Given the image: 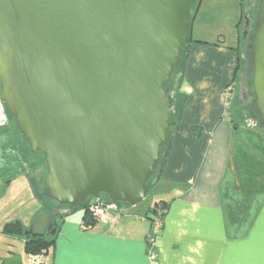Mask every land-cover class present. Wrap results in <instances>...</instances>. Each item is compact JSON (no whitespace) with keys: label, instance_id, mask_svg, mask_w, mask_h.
<instances>
[{"label":"water","instance_id":"water-1","mask_svg":"<svg viewBox=\"0 0 264 264\" xmlns=\"http://www.w3.org/2000/svg\"><path fill=\"white\" fill-rule=\"evenodd\" d=\"M197 0H0V87L58 206L102 195L136 206L150 191L176 108L168 95ZM245 23L250 24L249 13ZM251 50L253 112L264 126V0ZM38 214L16 236H54Z\"/></svg>","mask_w":264,"mask_h":264},{"label":"crops","instance_id":"crops-1","mask_svg":"<svg viewBox=\"0 0 264 264\" xmlns=\"http://www.w3.org/2000/svg\"><path fill=\"white\" fill-rule=\"evenodd\" d=\"M242 57L240 41L238 46L191 43L181 89L188 94L186 108L172 129L148 206L140 211L122 206L112 214L114 220L92 228L83 227L84 208L58 207L53 215L56 241L40 256L42 262L264 264V128L255 121L244 124L253 136L240 135L238 142L239 124L221 102L224 90L235 92ZM157 201L170 206L164 228L150 246L153 224L146 215ZM19 238L24 245L25 238ZM18 257V264H24Z\"/></svg>","mask_w":264,"mask_h":264},{"label":"rangeland","instance_id":"rangeland-1","mask_svg":"<svg viewBox=\"0 0 264 264\" xmlns=\"http://www.w3.org/2000/svg\"><path fill=\"white\" fill-rule=\"evenodd\" d=\"M250 1L200 0L189 33L193 42L195 40L209 43L221 41L223 45L238 46L240 41L243 57L238 72V84L230 108L234 119L239 124L236 134L238 142L240 135H245V138L251 136L250 139L253 136L247 132L248 128L244 126V124H248V117L253 115L252 106L248 104L245 106L246 109H242L244 99L241 95L240 85L246 70H250L251 79L253 76L251 50L241 43L244 12L246 13L250 9ZM249 17L255 20L254 13H250ZM1 101L0 89V104L3 105L4 110V118H0V264H18L20 260L18 255H21L24 264H27V261L32 264L29 257L36 258L38 254L36 256L26 254L24 262L25 251L22 240L19 236L6 234L5 227L16 222H20L24 226H31L38 214L55 211L57 205L49 198V192L45 186L48 170L44 156L32 151L29 143L18 131L14 116L8 112ZM238 114L243 115L246 123L241 120ZM253 123L249 121L248 125H254ZM257 127L259 128V126ZM255 132L259 133L260 131L256 129ZM151 196L152 191L135 208L138 211L146 208ZM122 206L124 209L129 208L130 205ZM56 220H60V218L56 217ZM10 251L15 252L16 255L10 257L13 256ZM47 260L50 261V259ZM47 260L43 264H48Z\"/></svg>","mask_w":264,"mask_h":264},{"label":"trees","instance_id":"trees-1","mask_svg":"<svg viewBox=\"0 0 264 264\" xmlns=\"http://www.w3.org/2000/svg\"><path fill=\"white\" fill-rule=\"evenodd\" d=\"M199 1L200 0H197L195 5L192 8L191 16L189 18V21L191 22V27H192V20H193V17H194V13H195L197 7H199ZM245 14L246 13L244 12V16H245ZM189 35H188V39H187V43H186V51H185V54H184L183 61L181 62L180 66L176 69V71L174 73V76H173V79H172V82L169 85L168 95L172 98L173 106L176 108L175 119H174L173 123L170 125V135H169V138H168L167 146L162 149V153H161V156H160L158 167L156 169L155 176L150 180L149 187L154 185V183L158 180V178L160 176V172L162 170L163 165L165 164L166 157H167V154H168L169 142H170V138H171L172 129L175 126V124L182 119V117L184 115L185 108H186V103H187V100H188V94H186L183 91H181V89H182V86L184 85V82H185V70H186V65H187V61H188V58H189L190 45L193 42ZM194 42H199V43H203V44H210L209 42H203V41H199V40L198 41L195 40ZM221 44H222L221 41H218V42L214 43V45H221ZM240 67H241V58L239 60L238 68L236 70V75H238ZM252 111H253V109H252ZM229 112H230V110L228 111V113ZM251 118H252V116L248 117V119H247L248 124H249V121H251ZM254 121L257 122L256 125H258L259 124L258 122H260V118L258 116H256ZM249 126H251V125H249ZM261 128L259 126V129H261ZM38 154H40V153H38ZM40 155H42V154H40ZM100 200L104 201V202H110L111 201L109 199V197L106 196V195H102L100 197ZM92 201H94L93 198L89 199L85 204H83L81 207H79V208H84L85 209V214L86 215H85V218H84V224L88 228H92L94 225H96L95 218L89 212V206H90ZM56 205H57L56 211L58 210V207L71 209L69 206H58L57 203H56ZM120 206H122V205L120 204ZM169 206H170V204L167 203V202L157 201L155 203V205L148 211L146 216L150 220H152V224L157 219V217L161 218L162 220H165V216L167 214ZM79 208H72V210H76V209H79ZM23 237L25 238V243H24L25 252L27 254L37 255V254H43V253L47 252L55 244L57 233L54 236H34V235H29V236H23Z\"/></svg>","mask_w":264,"mask_h":264},{"label":"built area","instance_id":"built-area-1","mask_svg":"<svg viewBox=\"0 0 264 264\" xmlns=\"http://www.w3.org/2000/svg\"><path fill=\"white\" fill-rule=\"evenodd\" d=\"M1 89V87H0ZM2 98V97H1ZM2 104H4L3 100L1 101ZM221 102L223 103L227 113L230 110L233 102V92L232 89L227 88L224 90L221 96ZM5 106V105H4ZM3 105L0 104V118H4V113H3ZM121 207L120 204H116L113 202H104L101 201L100 199L94 200L91 202L89 206V212L93 215V217L97 222L100 221H107V220H114L112 217L113 213H120L121 212ZM84 228H88L85 224L83 225ZM164 228V220L161 218L157 217V219L153 222L152 225V234L149 237V244L150 246H153L155 243V239L157 234ZM149 254L152 258H156V253H154L152 250L149 251ZM33 256H36L34 254H30ZM42 254H38V257L33 258L29 257V260L32 264H43L44 261L42 262L41 257ZM39 261V262H38Z\"/></svg>","mask_w":264,"mask_h":264},{"label":"flooded vegetation","instance_id":"flooded-vegetation-1","mask_svg":"<svg viewBox=\"0 0 264 264\" xmlns=\"http://www.w3.org/2000/svg\"><path fill=\"white\" fill-rule=\"evenodd\" d=\"M258 2H259V0H251L250 1V9L247 11V13H249V14L254 13L255 14L257 11ZM254 23H255V20H252L250 17V24L251 25L249 26V25H247V23H245V19H244L243 29L241 32V43H243L246 46L249 45L250 37L254 33ZM240 85H241V95L244 99L243 100L244 104H243L242 109L243 110L246 109L245 106L248 104L251 105L253 108V103L255 102L256 96L253 92L252 79L250 76V70L249 69L246 70V73L244 75V79H243V81L240 82ZM251 116H252L251 121L253 122L255 120V117H256L254 115V112H253V115H251ZM259 124H260V122H259ZM262 128H264V127L262 126ZM54 227L58 230L55 221H54Z\"/></svg>","mask_w":264,"mask_h":264}]
</instances>
